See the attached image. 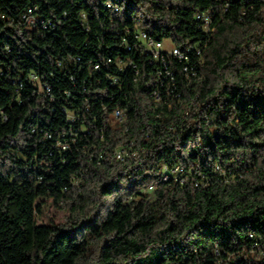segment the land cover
<instances>
[{"label":"trees","instance_id":"obj_1","mask_svg":"<svg viewBox=\"0 0 264 264\" xmlns=\"http://www.w3.org/2000/svg\"><path fill=\"white\" fill-rule=\"evenodd\" d=\"M211 8L195 90L162 111L177 129L141 133L157 120V65L134 30L196 46V15ZM129 58L138 81L129 69L119 92L106 75ZM104 105L128 112L146 153L110 161L126 136ZM69 111L91 133L62 151ZM165 164L196 171L169 184ZM203 172L207 188L195 185ZM51 203L65 222L40 224ZM0 264H264V0H0Z\"/></svg>","mask_w":264,"mask_h":264},{"label":"built area","instance_id":"obj_2","mask_svg":"<svg viewBox=\"0 0 264 264\" xmlns=\"http://www.w3.org/2000/svg\"><path fill=\"white\" fill-rule=\"evenodd\" d=\"M111 6V5H110ZM115 11L118 12L119 8L115 7ZM199 21V30L206 34V40L199 45L190 46L187 45L185 49L174 44L166 45L165 41H160L149 35L144 29L136 28L134 30V38L136 40L135 46L139 48L142 54L152 56V64H156V76L158 85L152 92L153 109L156 111L157 120L152 122L149 126H143L140 129L141 133H150L149 130L160 132L166 129L174 131L177 129V125L174 123L166 124L163 121L162 111L165 108L171 109L175 102H182L187 98L185 93L190 90L193 92L195 86L193 84V77L198 75L199 63L202 61L203 49L207 46L211 40V35L217 30L214 25L215 10L213 8L207 11L200 12L196 15ZM29 28L33 29L37 25V21L33 16L27 18ZM132 45H128L127 49L132 50ZM194 58V59H193ZM111 61V60H110ZM175 62H178L177 70ZM118 71L116 73L107 72L106 77L109 80V84L113 88H117L119 92H122L125 85V80L129 69L135 71L134 81H138L137 75L140 73L138 65L132 58L127 60H120L117 63ZM102 65L95 63L92 65V70L102 71ZM31 81L36 86V91L39 94L45 96H51V88L41 81H38L36 75L31 76ZM38 82V83H37ZM104 110L108 112V122L110 126L117 131L122 132V136H126L118 146L115 147L111 153L109 159L113 161H127L135 157H139L141 154L147 152V147L139 143L136 135L131 136L132 129L127 124L129 120V114L123 108L117 106L112 110H109L107 105L103 106ZM90 111V107H87ZM192 110L191 104L187 105L182 110V117H187ZM68 129L61 135V139L58 140L57 146L62 151L68 150L72 143L76 144L81 134H90L91 129L85 123L82 116L74 111H69L67 114ZM103 158V154H100V159ZM217 170L223 169L218 166ZM196 171L195 167L186 168L182 164H175L169 166L163 165L162 179L164 182L173 184L180 183L185 185L189 181V177ZM226 174V171H224ZM240 176L242 175L239 173ZM200 178H196L195 185L207 188L210 184V177L205 172L200 174ZM154 186L150 187V190L154 189ZM257 243H255V246Z\"/></svg>","mask_w":264,"mask_h":264},{"label":"rangeland","instance_id":"obj_3","mask_svg":"<svg viewBox=\"0 0 264 264\" xmlns=\"http://www.w3.org/2000/svg\"><path fill=\"white\" fill-rule=\"evenodd\" d=\"M166 45H170L169 42H166ZM69 212L62 208L61 206L51 203L46 204L42 212H39L37 215V220L40 224H49L52 221L56 223H63L65 222Z\"/></svg>","mask_w":264,"mask_h":264}]
</instances>
